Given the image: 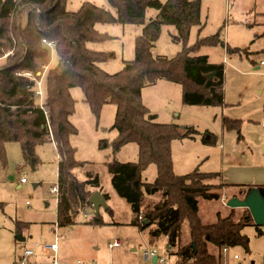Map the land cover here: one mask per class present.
<instances>
[{
    "label": "trees",
    "instance_id": "obj_1",
    "mask_svg": "<svg viewBox=\"0 0 264 264\" xmlns=\"http://www.w3.org/2000/svg\"><path fill=\"white\" fill-rule=\"evenodd\" d=\"M106 1L116 14L90 2L72 12L67 9V0H0V59L6 58L0 66V159L6 163L7 144L19 143L25 162L36 169L41 162L37 146L48 141L55 143L59 155L58 224L75 225L79 205L86 202L87 208L92 207L87 188H100L99 176L81 181L74 173L85 165L76 160L77 150L71 144V137L78 134L71 122L77 104L72 90L80 88L83 101L97 117L106 104L116 106L113 128L118 136L113 143L114 153L129 143L138 145V161L115 159L108 163V169L114 189L137 215L134 223L142 229L155 226L151 244L165 238L168 257L170 248L177 245L180 253L174 264H224L225 249L248 247L245 228L255 226L259 236L264 231L254 225L248 209H230L223 214L219 208L213 222H204L201 200L217 202L224 189L229 197H244L257 188L264 197V185L227 184L222 182V173H201L198 167L187 175H177L172 143L194 139L198 132L192 126L157 122V116L142 98L146 87L165 80L183 86L186 105L225 106V65L212 63L205 55H192L203 45L222 43L220 34L187 46L192 29L202 26L200 0ZM148 9H156L159 14L138 36L135 58L125 62L117 73L104 70L100 65L112 55L87 46L110 38L100 33L97 25H144ZM163 25L175 26V40L183 44L175 58L153 56L152 49ZM47 42H54V47ZM242 51L249 54L248 48L228 49L230 53ZM53 53L56 63L52 66ZM45 64L49 67L44 73L45 99L41 107L34 82L19 73L29 71L37 75ZM223 126L239 133L241 121L224 118ZM216 141L208 133L203 138L206 145ZM152 164L157 166V177L152 183L144 182L142 172ZM103 197L106 201L110 198L108 194ZM156 197V203H147ZM93 216L86 224L103 223L99 214Z\"/></svg>",
    "mask_w": 264,
    "mask_h": 264
},
{
    "label": "rangeland",
    "instance_id": "obj_2",
    "mask_svg": "<svg viewBox=\"0 0 264 264\" xmlns=\"http://www.w3.org/2000/svg\"><path fill=\"white\" fill-rule=\"evenodd\" d=\"M200 1L202 26L192 29L187 46L220 34L222 43L203 45L192 55H205L210 62L225 65L226 105H186L183 86L165 80L146 87L143 102L157 116V122L192 126L198 132L194 139L172 143L177 175H187L198 167L201 173H222V182L225 180L227 184L264 185V67L259 65L264 59V0ZM86 2L104 6L116 14L106 0H67L66 6L69 11L76 12ZM158 14L156 9H148L144 25L98 24L97 30L110 38L87 46L112 55L100 66L111 74L121 71L125 62L135 58L138 36ZM176 36L175 26L163 25L152 49L153 56H178L183 44L175 40ZM229 48H248L249 54L245 51L230 53ZM51 61V65H55L54 53ZM5 63L6 58H1L0 66ZM72 95L77 104L71 122L77 127L78 134L71 137V144L77 150L76 160L85 163L74 173L81 181L99 176L100 188L87 189L91 196L97 191L102 195L108 194L110 210L100 208L103 223L89 225L86 223L94 216L88 215L87 207L83 209L86 202L81 203L76 224L59 228L58 262L154 264L146 259L145 254L157 250L167 256L166 239L151 244V231L155 226L142 229L134 223L137 215L114 189L108 169V163L115 159L120 162L138 161V145L129 143L114 153L113 143L118 136V131L113 128L116 106L106 104L97 117L83 101L84 94L80 88L73 89ZM224 118L239 119L240 132L226 130ZM207 133L216 137V144L203 143ZM36 151L41 160L36 169L25 162L19 143L7 144L6 163L0 159V264H16L27 250L34 252L30 259L34 264H53V253L44 251V246L54 243L55 225L58 224V193L53 188L58 184L59 155L55 144L50 141L38 145ZM22 177L28 183L21 184ZM156 177L155 164L142 172L144 182L152 183ZM231 198L224 189L221 200L217 202L201 200L203 221L213 222L219 208L223 209V214L229 211L231 208L226 203ZM158 199L152 198L147 203L154 204ZM88 208L96 215L93 207ZM261 228L264 231V226ZM244 233L248 237V247L236 246L223 251L224 264H264V235L259 236L255 226L245 228ZM19 235L23 241L18 240ZM115 240L123 244L111 247Z\"/></svg>",
    "mask_w": 264,
    "mask_h": 264
},
{
    "label": "built area",
    "instance_id": "obj_3",
    "mask_svg": "<svg viewBox=\"0 0 264 264\" xmlns=\"http://www.w3.org/2000/svg\"><path fill=\"white\" fill-rule=\"evenodd\" d=\"M46 42V41H44ZM47 45L51 48L54 47L55 43L54 42H47ZM262 65H264V61L262 62ZM48 65H42L41 69H40V73L39 74H35L33 72H24V73H19L20 76L26 77L28 79H31L34 82L36 91H35V96L36 99L40 102V105L42 107V104L44 102L45 99V92H44V73H46V71H48ZM55 144V143H54ZM56 146V144H55ZM21 184H26L28 183V180L25 177H22L20 179ZM55 191H57L58 193V187L53 188ZM228 201V200H227ZM83 209H86V205L83 206ZM86 212H88V215H94L93 210L89 211V208H87ZM56 228L54 230V236H55V241L52 244L49 245H45L44 246V251L46 252H52L53 253V264H59L58 262V240L60 237L59 234V224L55 225ZM120 245H122L121 242L119 241H115L111 247H119ZM227 249H225L224 251H226ZM171 256L168 257L167 256H163L161 255L160 252H158L157 250H153V251H147L145 254V257L148 261H153L154 258H157V261L155 264H173V262H176L179 258V247L177 245H173L170 250H169ZM34 256V252L31 250H27L18 260V262L16 264H34L30 259ZM237 258V256H236Z\"/></svg>",
    "mask_w": 264,
    "mask_h": 264
},
{
    "label": "water",
    "instance_id": "obj_4",
    "mask_svg": "<svg viewBox=\"0 0 264 264\" xmlns=\"http://www.w3.org/2000/svg\"><path fill=\"white\" fill-rule=\"evenodd\" d=\"M213 77V74L209 76ZM34 186H37L36 184ZM89 203L94 208L96 214H99L100 208H108L107 201L103 197L102 193L97 191L90 198ZM226 206L231 209H248L250 217L254 222V225L263 227L264 226V197L261 195L257 188H253L246 196L244 197H233L229 199L226 203ZM145 224L148 225L149 221H145ZM19 241H23L21 235L18 236ZM157 258L153 259L155 264Z\"/></svg>",
    "mask_w": 264,
    "mask_h": 264
},
{
    "label": "crops",
    "instance_id": "obj_5",
    "mask_svg": "<svg viewBox=\"0 0 264 264\" xmlns=\"http://www.w3.org/2000/svg\"><path fill=\"white\" fill-rule=\"evenodd\" d=\"M263 61H264V59L260 62V64H259L260 67H264V65H262V62H263ZM260 67H258V68H260ZM222 175H223V174H222ZM223 182H224V183H227L225 180H223ZM74 200H76L75 197H74ZM115 241H119V240H115ZM119 242H121V243L123 244L122 241H119ZM120 246H121V245H120ZM174 263H175V262H173V264H174Z\"/></svg>",
    "mask_w": 264,
    "mask_h": 264
}]
</instances>
